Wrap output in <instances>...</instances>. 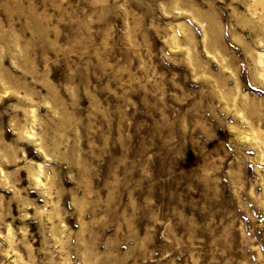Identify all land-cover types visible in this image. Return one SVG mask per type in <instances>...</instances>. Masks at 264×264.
Returning a JSON list of instances; mask_svg holds the SVG:
<instances>
[{
  "label": "rangeland",
  "instance_id": "rangeland-1",
  "mask_svg": "<svg viewBox=\"0 0 264 264\" xmlns=\"http://www.w3.org/2000/svg\"><path fill=\"white\" fill-rule=\"evenodd\" d=\"M0 264H264V0H0Z\"/></svg>",
  "mask_w": 264,
  "mask_h": 264
}]
</instances>
